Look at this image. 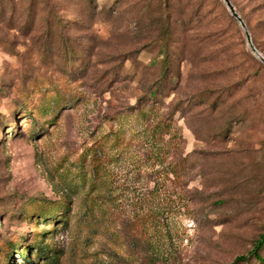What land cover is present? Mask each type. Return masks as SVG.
I'll return each instance as SVG.
<instances>
[{"label": "rangeland", "instance_id": "rangeland-1", "mask_svg": "<svg viewBox=\"0 0 264 264\" xmlns=\"http://www.w3.org/2000/svg\"><path fill=\"white\" fill-rule=\"evenodd\" d=\"M231 1L264 55V0ZM262 235L264 63L224 0H0V264H231Z\"/></svg>", "mask_w": 264, "mask_h": 264}, {"label": "trees", "instance_id": "trees-1", "mask_svg": "<svg viewBox=\"0 0 264 264\" xmlns=\"http://www.w3.org/2000/svg\"><path fill=\"white\" fill-rule=\"evenodd\" d=\"M152 93L153 94H151L150 96L155 98L156 97L155 94L157 93V91L153 90ZM147 109L149 111H154V110L157 111V107H155L153 105L141 104V105L138 106V108L136 109V112H134V114H138L141 118H145L146 115H147ZM122 137L123 136H121V135H119L117 137L118 143L121 141ZM130 139L131 138H130L128 132H127V147L129 146L128 141H130ZM149 222H150L149 217H142V216H139V215L136 216V218L134 219L133 223L129 222V219H128L127 220V234L129 233V231H130L129 229H131L132 226L137 227L139 225V223H142L145 226V224H149ZM152 223H153V221H152ZM263 246H264V235H262L261 238L258 240L254 250H252L248 254L237 256L235 261L232 262L231 264H237L238 262H241V261H247V260L250 259L251 256H254L257 259V261L264 263V259L261 256V254L259 253V249L261 247H263Z\"/></svg>", "mask_w": 264, "mask_h": 264}, {"label": "water", "instance_id": "water-1", "mask_svg": "<svg viewBox=\"0 0 264 264\" xmlns=\"http://www.w3.org/2000/svg\"><path fill=\"white\" fill-rule=\"evenodd\" d=\"M224 2L226 3L227 7L229 8L231 14L237 18V20L239 21V23L241 24L245 35H246V39L247 42L249 44V47L251 48V50L257 55V57L264 63V55L258 50V48L255 46L253 39H252V35L249 31V28L247 26V23L245 22V20L243 19V17L239 14V12L236 10L233 2L231 0H224Z\"/></svg>", "mask_w": 264, "mask_h": 264}]
</instances>
